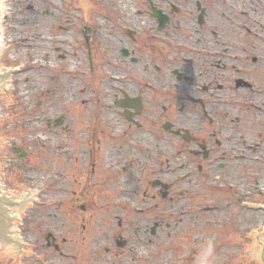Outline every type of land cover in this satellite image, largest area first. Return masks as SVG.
<instances>
[{"label":"rangeland","instance_id":"rangeland-1","mask_svg":"<svg viewBox=\"0 0 264 264\" xmlns=\"http://www.w3.org/2000/svg\"><path fill=\"white\" fill-rule=\"evenodd\" d=\"M5 1L0 70L13 71L0 88V184L34 198L17 209L14 221L22 255H12V246L0 243V264H257L249 253H260L258 244H246L253 242L252 233L264 235L262 102L237 101L248 125L243 187L248 219L239 216L240 203L203 216V207H224L229 193L206 190L204 197L187 198L180 194L182 181L177 182L179 197L169 201L145 190L152 186L142 173L107 186L99 180L73 181L71 143L85 142L88 129L116 124L107 123L112 102L102 74L106 68L89 71L81 46L85 16L86 24L101 28L111 0ZM245 8L238 6L243 16L236 28L264 30V20L248 19ZM248 51L264 54L249 46ZM255 66L248 57V68ZM179 162L173 157L170 168H179Z\"/></svg>","mask_w":264,"mask_h":264},{"label":"flooded vegetation","instance_id":"flooded-vegetation-1","mask_svg":"<svg viewBox=\"0 0 264 264\" xmlns=\"http://www.w3.org/2000/svg\"><path fill=\"white\" fill-rule=\"evenodd\" d=\"M260 1L111 0L99 29L86 24V15V65L89 71L106 68L107 123L116 124L88 129L85 142L71 143L72 180L107 186L142 173L152 186L145 190L163 201L179 197L182 181L180 194L187 198L204 197L206 190L229 193L224 207H203V216L240 203L238 214L248 219V125L237 101L264 106V54L248 51L264 53V30L238 29L236 20L245 6L248 19L264 20ZM173 157L179 168H170Z\"/></svg>","mask_w":264,"mask_h":264},{"label":"water","instance_id":"water-1","mask_svg":"<svg viewBox=\"0 0 264 264\" xmlns=\"http://www.w3.org/2000/svg\"><path fill=\"white\" fill-rule=\"evenodd\" d=\"M4 0H0V20ZM3 73L0 81V88L5 89L3 78L9 80L13 68L2 70ZM28 198H34V193L19 192L8 194L0 184V243L12 246V255H22L20 236L12 231L11 218L17 220V209H23ZM253 242L246 244V248L258 244L260 253H249L257 257V264H264V235L252 233Z\"/></svg>","mask_w":264,"mask_h":264},{"label":"bare ground","instance_id":"bare-ground-1","mask_svg":"<svg viewBox=\"0 0 264 264\" xmlns=\"http://www.w3.org/2000/svg\"><path fill=\"white\" fill-rule=\"evenodd\" d=\"M5 3H6V1L4 0V2H3V8H2V14H1V20H0V32L2 31V27H1V25H2V18H3V16L5 15V13H6V6H5ZM3 45H4V42H3V35H2V32L0 33V47L2 48L3 47ZM5 81V78H3V82ZM6 192L8 193V194H13V193H11L10 191H7L6 190ZM16 219H14V218H11V221H12V231H13V233L14 234H16V227L14 226V221H15Z\"/></svg>","mask_w":264,"mask_h":264}]
</instances>
